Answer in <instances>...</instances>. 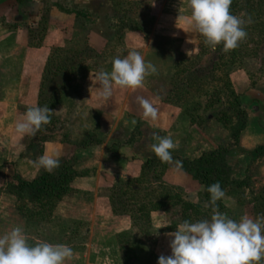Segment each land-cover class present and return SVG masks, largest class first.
I'll return each instance as SVG.
<instances>
[{"label":"rangeland","instance_id":"374dc122","mask_svg":"<svg viewBox=\"0 0 264 264\" xmlns=\"http://www.w3.org/2000/svg\"><path fill=\"white\" fill-rule=\"evenodd\" d=\"M43 1L45 8L41 21L36 32L30 34L31 50L26 54H19L21 68L14 69V85L9 82L11 73L6 77L0 72V78H8L9 83L5 86L10 91L14 86L18 91L14 99L7 100L9 109L14 108L15 112L10 117L11 121L14 119L16 123L29 107H48L51 110L50 123L43 125L34 136L17 134L20 137V142L16 143L18 156H11L9 152L10 160L7 156L0 157V175L6 173L9 179L6 180L7 186L11 184L9 188L21 194V199L17 201V211L21 209L23 215L28 217L23 216L29 221L31 238L74 246L78 242L81 244L87 241L88 231L87 226L76 222L78 220L74 217L71 219L53 215V209L51 211L49 206L42 207L46 198L38 197L26 189H18L19 182L15 183L13 179L16 177L23 181L19 172L29 177V167H34V171H37L33 161L41 156L45 144L53 149L58 144H65L67 146L63 158L60 159V166L51 173L40 169V176L50 174L55 179L64 174L66 167L76 176L79 173L95 174V171L99 170V193L102 198H106L108 189L117 186L121 181L125 182L127 176H132L134 171L138 170L131 168L122 180L107 174L108 161L114 157L112 153L122 150L119 145L112 146L115 144L112 139L121 138L125 144H131L141 136L143 120L138 117L137 112L143 109L137 97L148 99L157 110H184L190 103H200V108L195 110V114L199 117L201 126L192 125H196L216 144L215 151L222 150L221 155L214 157L212 168L228 177L229 183L222 199V204L227 210L223 213L234 220H239L245 215L251 218L264 217V150L251 155L237 146L241 133L239 132L237 139L235 134L238 133L243 117L237 113L236 107L230 106L231 102L229 105L224 99L222 103L203 109L207 101L204 94L220 87L218 81L207 80L204 84L195 82L196 79H204L209 74L219 50L211 49L201 60L191 63L179 60L183 56L196 55L199 52V41H204L194 29H188L182 19L190 15L188 0H102L87 4H84L83 0ZM239 1L243 7L235 15L243 19L245 25L253 24L258 29L262 28L264 13L259 17L246 18L247 0ZM12 6L13 3L8 7L9 13L15 12ZM57 6L65 10H76L79 16L70 14L66 22L67 27L63 26L54 31L49 28L47 15L51 7ZM170 34H173V37L169 36ZM181 38H190V45L197 51L194 54L188 51L187 55L178 53L181 49ZM257 43L256 46L251 45L253 48L250 49H256L255 55L244 58L243 69L236 71L246 74L248 72L251 87L258 90V109H251L254 104L250 99L239 98L240 109L245 116L247 108L252 110L251 112L262 111V119L260 115L257 116L264 130V42ZM130 51L146 55L150 62L153 59L151 64L156 67V72L146 76L141 88H114L109 99H100L99 85L93 77L99 71H111L112 60L116 57L123 58ZM191 83L194 87L189 86ZM180 89H186L187 93L180 94ZM128 90L131 94L125 100ZM176 99L179 100L178 103L171 102ZM123 105L125 113L130 116L117 118V115H110L121 111ZM100 113H105L103 119H100ZM132 113L134 119L131 120L129 117ZM100 125L111 126V132L100 134ZM149 133L148 136H158L156 131ZM155 142L153 140V143ZM14 143L10 139L5 145L11 146L15 145ZM0 156L3 157V152ZM89 156L91 158L88 160ZM12 175L14 176L11 179ZM4 181L0 180L2 187ZM164 182L167 184V181ZM204 189L198 184L182 189L183 199L199 203ZM139 192L143 194L142 191ZM129 205L131 209L133 204ZM174 211L175 209H171L167 213ZM136 225L138 226V223ZM137 226L130 234L119 238L127 254L126 264H157L158 258L152 254V244L157 232L145 233ZM261 264H264V260Z\"/></svg>","mask_w":264,"mask_h":264},{"label":"crops","instance_id":"0c3cea01","mask_svg":"<svg viewBox=\"0 0 264 264\" xmlns=\"http://www.w3.org/2000/svg\"><path fill=\"white\" fill-rule=\"evenodd\" d=\"M83 1L84 4H87L102 0ZM12 3V8L15 9V12L9 13L10 8L8 7ZM44 8L45 4L43 0H0V72L5 74L6 77H9L8 75L11 73V79L9 80L11 84L14 83L15 70L21 68L19 54H26L31 50L30 34L31 32H36L42 13H44ZM68 18H70L68 14L61 12L57 7H51L47 15V21L50 23L49 28L58 31L60 27H67L66 22ZM169 36L173 37V34ZM180 40H182L180 42L181 49L178 53L181 55H187L188 51H191V54L197 51V49L194 51L190 45L192 42L190 38H181ZM143 58L149 63L154 61L151 59L152 61L150 62V59H147L146 55ZM229 79L235 94L241 100L244 98L250 99L251 103L254 104L251 109H258V90L251 87L248 75L243 71H235L230 74ZM7 80L8 78H0V153L3 152V157L0 156L1 158H5L6 156L8 158L9 152H11V156H18L19 149L16 143L20 142L19 135L14 131V119L11 121L10 118L15 114L14 108L9 109L7 102L9 99H14L18 91L14 86L10 91L5 86L9 83ZM130 92L128 90L125 94V100L130 96ZM245 110L246 126L239 136L237 146L252 155L256 149L264 146V130L263 126L258 122L259 116H257L260 115V119H262L263 114L262 111L259 112L258 110L257 112H251L252 110H248V108ZM103 115L105 113H100V119H103ZM110 115H117V118L130 116L129 113H125V105L121 107V111ZM131 115L129 118L132 120L134 119V114L132 113ZM137 115L143 120L139 140L131 144H125L121 138L117 139L114 137L112 139L115 144L122 147V150L120 149L114 153V157L108 161L109 169L107 170V174L122 180L123 176L128 173V170L138 168L132 176H127L126 178L137 177L140 174L142 161L155 157L151 149L154 139L152 136H148V133L156 131L160 137L170 136L176 145L174 150H172L173 159L166 164L164 175L161 176L160 180L163 182L167 181V184L179 189L191 188L197 184L200 185L183 170L182 165L177 162L176 158L197 161L203 155L215 151L217 149L216 144L209 140L196 125L190 124L189 117L184 110H157V118L155 120L145 117L143 110L138 111ZM100 127V134H106L105 132L109 133L111 126H103V128L100 125ZM10 139L15 142V145L6 146L5 142L7 140L10 142ZM66 146L65 144H58L53 149L45 144L41 155L46 151H57L59 159H62ZM175 155L177 156L176 158L174 157ZM90 158L89 156L88 160ZM8 159L10 160V158ZM131 159H133L132 162ZM8 166L12 167V165ZM29 170V173H31L29 177H25V175L19 172V176L23 181H32L41 175L40 171H38L40 169L34 171V167H29ZM1 174L0 180L5 181L3 187L0 185V234L15 225H22L30 244L42 241L29 236V221L23 218L17 211V198L14 194L7 192L5 188L6 180H9L7 174ZM13 176H11V179ZM99 180V170H96L95 174H77L69 185L71 192L61 198L53 208V215L58 214L62 218L70 217L71 219L74 217L78 220L76 222L87 226V241L85 243L81 242V244L77 241L78 243L74 246L69 245L75 254L69 264H124L123 254L119 248V238L130 234L133 225L128 216H115L110 212L111 208L108 199L102 198L99 193ZM169 224L170 220L167 210L151 213L150 231L157 232L155 241L152 244V254L156 258H159L161 255H171L169 246L171 237L168 235L171 232L160 233V230L166 228ZM67 234L68 232L65 233V235Z\"/></svg>","mask_w":264,"mask_h":264},{"label":"clouds","instance_id":"9594fccd","mask_svg":"<svg viewBox=\"0 0 264 264\" xmlns=\"http://www.w3.org/2000/svg\"><path fill=\"white\" fill-rule=\"evenodd\" d=\"M232 0H188L190 15L183 17L185 26L194 29L204 43L215 48L223 46L225 52L238 47L247 36L245 21L231 14ZM251 22L250 20L248 21ZM156 67L146 62L138 51H130L123 58L112 60L111 71H99L93 79L99 85V98L107 100L114 88L135 90L141 88L145 78L154 74ZM145 117L157 118V109L143 97H137ZM48 107H29L14 125L15 133L34 136L43 125L50 123ZM152 152L161 162L172 161L175 143L170 136H154ZM33 164L51 173L60 166L59 153L46 151ZM210 194V219L195 222L185 220L171 237V255L158 258L157 264H261L264 260V217L247 215L234 220L221 213L216 205L225 197L219 182L207 188ZM73 249L66 244L40 241L28 242L22 225H15L0 234V264H69Z\"/></svg>","mask_w":264,"mask_h":264},{"label":"trees","instance_id":"16d2710c","mask_svg":"<svg viewBox=\"0 0 264 264\" xmlns=\"http://www.w3.org/2000/svg\"><path fill=\"white\" fill-rule=\"evenodd\" d=\"M246 3V18L252 16L259 17L264 13V0H247ZM242 7L239 0H232L230 6L231 14L235 15ZM57 8L65 14H74L76 17L79 16V12L76 10H65L60 6H57ZM244 28L247 32V36L244 40L239 42L238 47L233 50L225 52L222 44L213 48L203 43L204 41H199V52L196 55L191 57L183 56L179 59L182 62L191 63L195 60H201V57L208 55L211 49L219 50L217 52L218 56L216 61L212 64L209 74L204 78L206 80L196 79L195 82L204 84L207 80L218 81L220 87L211 90L212 92L206 91L204 94L207 101L203 109L211 108L215 104L222 103L224 99L229 105L231 102L230 106L236 107L237 113L243 117L238 133L235 134L236 139L239 132L241 133V131L245 129L246 116L240 109V99L232 88L229 76L234 71L243 69L242 60L244 58H250L255 55L256 49L254 48V50L250 51V49L253 48L251 45L256 46V44H258L257 41L260 43L264 42V23L260 29L253 24L245 25ZM189 86L194 87L193 83L189 84ZM185 90L186 89H180V94L185 95L187 93ZM177 101L179 100L176 99L171 102L178 103ZM200 105V103H190L184 108L191 124L201 126L198 122L199 117L195 114V110L199 109ZM112 146L116 147L117 144H113ZM260 150H264V148L261 147L256 149L253 154H257ZM221 151L222 150L207 153L197 161H188L175 157L177 162L182 165L183 170L188 173L193 180L205 188L199 203L185 201L183 199L184 191L182 189L164 184V182L160 180L161 176L164 175L167 163L161 162L160 159L155 156L151 159L142 161L140 165V174L137 177L129 178L125 182L121 181L117 186H113L107 190L106 198L109 201L111 213L115 216H128L131 219L133 228L137 226L136 223H138L137 227L145 233L151 230V213L161 212L163 210H167L168 212L171 209H175L173 213H167L170 224L166 228L160 230L161 233L175 231L177 226L185 220L195 222L197 220L210 219L213 206L210 204V194L207 191L208 186L219 182L222 190H225L229 183L228 177L224 173L212 168L214 165V157L219 155ZM66 168L67 169H64V174H61L55 179L50 174H46L32 181H21L16 177L13 180L15 183L19 182L17 185L18 189H26L31 193H35L38 197L46 198L42 207L49 206L52 211L56 203L71 192L69 185L76 177L74 173L69 171L68 167ZM10 185L7 186L6 184L5 186L7 192L14 194L17 201H19L21 199V194L15 192V190H11L12 188H9ZM139 191H142L143 194H139ZM39 201L41 202L42 200ZM222 202V200H218L215 205L221 213L227 210ZM129 203L133 204L131 209H129ZM19 213L25 216L21 209H19ZM25 218L28 217L25 216ZM119 248L123 254L124 264H126L127 254L124 252L120 241Z\"/></svg>","mask_w":264,"mask_h":264}]
</instances>
